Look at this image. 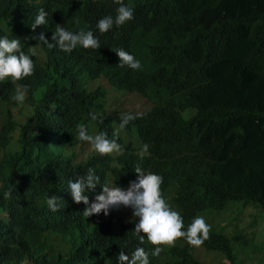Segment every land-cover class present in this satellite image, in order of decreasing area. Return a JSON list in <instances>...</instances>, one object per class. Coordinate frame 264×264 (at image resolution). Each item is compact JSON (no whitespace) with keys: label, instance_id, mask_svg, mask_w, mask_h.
<instances>
[{"label":"clouds","instance_id":"9594fccd","mask_svg":"<svg viewBox=\"0 0 264 264\" xmlns=\"http://www.w3.org/2000/svg\"><path fill=\"white\" fill-rule=\"evenodd\" d=\"M134 13L129 0H0V138L23 145L12 154L0 140V264H34L22 227L36 228L50 258L61 254L52 248L62 231L81 227L72 249L88 251L77 264H182L166 246L208 239L205 217L185 225L178 204L198 169L180 141L187 127L176 111L153 112L161 91L139 90L164 66L155 69L148 46L143 59L101 40ZM22 185L37 198H22ZM104 236L119 243L102 246Z\"/></svg>","mask_w":264,"mask_h":264},{"label":"trees","instance_id":"16d2710c","mask_svg":"<svg viewBox=\"0 0 264 264\" xmlns=\"http://www.w3.org/2000/svg\"><path fill=\"white\" fill-rule=\"evenodd\" d=\"M129 1L135 8L133 19L103 33L101 40L135 50L143 59L148 46L156 58L155 69L164 66L158 79L146 75L139 90L147 98L161 91L153 112L176 111L181 125L187 127L180 141L198 169L182 183L183 200L178 204L185 225L197 215L211 223L208 239L200 247L218 255L204 260L198 256L199 247L189 246L183 238L166 246V254L182 264H250L247 258L264 254V223L260 222L264 214V0ZM97 55V51L88 54L84 65ZM182 110L189 111L191 118H183ZM0 140L12 154L14 146H23L14 144L9 134ZM170 151L186 156L180 146ZM30 165L27 158L17 173ZM37 196L22 185V198ZM21 231L24 243L32 248L34 264H77L76 254L88 251L86 246L72 249L82 238L81 227L62 231L52 248L61 254L53 258L35 227ZM117 243L110 236L101 240L102 246Z\"/></svg>","mask_w":264,"mask_h":264},{"label":"rangeland","instance_id":"374dc122","mask_svg":"<svg viewBox=\"0 0 264 264\" xmlns=\"http://www.w3.org/2000/svg\"><path fill=\"white\" fill-rule=\"evenodd\" d=\"M142 105H143L142 102H140L138 104V107L142 108ZM261 217L262 218H261L260 222L264 223V214H261ZM216 221H218V217L216 218ZM220 223H224V222L221 221ZM209 225L212 226L210 222H209ZM217 255L218 254L214 253V252L208 253L203 248L198 249V256L202 257V259H204V260L216 259ZM245 258H247V257H245ZM247 259H248L250 264H264V261L261 260V259H264L263 253H256V254H254V256H252V259H250V258H247Z\"/></svg>","mask_w":264,"mask_h":264},{"label":"bare ground","instance_id":"6f19581e","mask_svg":"<svg viewBox=\"0 0 264 264\" xmlns=\"http://www.w3.org/2000/svg\"><path fill=\"white\" fill-rule=\"evenodd\" d=\"M58 185H59V188H60V183Z\"/></svg>","mask_w":264,"mask_h":264}]
</instances>
